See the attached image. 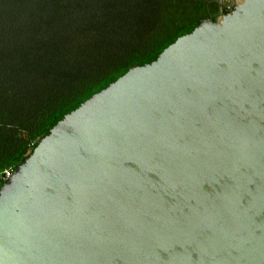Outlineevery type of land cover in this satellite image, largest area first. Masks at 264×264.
Wrapping results in <instances>:
<instances>
[{
  "label": "water",
  "instance_id": "obj_1",
  "mask_svg": "<svg viewBox=\"0 0 264 264\" xmlns=\"http://www.w3.org/2000/svg\"><path fill=\"white\" fill-rule=\"evenodd\" d=\"M0 264H264V0L66 114L0 187Z\"/></svg>",
  "mask_w": 264,
  "mask_h": 264
},
{
  "label": "trees",
  "instance_id": "obj_2",
  "mask_svg": "<svg viewBox=\"0 0 264 264\" xmlns=\"http://www.w3.org/2000/svg\"><path fill=\"white\" fill-rule=\"evenodd\" d=\"M203 0H0V169L199 24Z\"/></svg>",
  "mask_w": 264,
  "mask_h": 264
},
{
  "label": "flooded vegetation",
  "instance_id": "obj_3",
  "mask_svg": "<svg viewBox=\"0 0 264 264\" xmlns=\"http://www.w3.org/2000/svg\"><path fill=\"white\" fill-rule=\"evenodd\" d=\"M204 7L202 9L201 18L207 16H213L218 18L219 16L227 13L229 6H232L233 9L238 3V0H203Z\"/></svg>",
  "mask_w": 264,
  "mask_h": 264
},
{
  "label": "built area",
  "instance_id": "obj_4",
  "mask_svg": "<svg viewBox=\"0 0 264 264\" xmlns=\"http://www.w3.org/2000/svg\"><path fill=\"white\" fill-rule=\"evenodd\" d=\"M229 10H233L232 6L228 7ZM16 168L13 167H9V168H5V169H0V187L3 186L15 173Z\"/></svg>",
  "mask_w": 264,
  "mask_h": 264
},
{
  "label": "rangeland",
  "instance_id": "obj_5",
  "mask_svg": "<svg viewBox=\"0 0 264 264\" xmlns=\"http://www.w3.org/2000/svg\"><path fill=\"white\" fill-rule=\"evenodd\" d=\"M240 1H242V0H238V2H240Z\"/></svg>",
  "mask_w": 264,
  "mask_h": 264
}]
</instances>
